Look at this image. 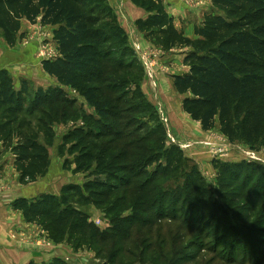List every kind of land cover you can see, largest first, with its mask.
Returning a JSON list of instances; mask_svg holds the SVG:
<instances>
[{
  "label": "trees",
  "instance_id": "1",
  "mask_svg": "<svg viewBox=\"0 0 264 264\" xmlns=\"http://www.w3.org/2000/svg\"><path fill=\"white\" fill-rule=\"evenodd\" d=\"M130 1L149 13L146 18L136 21L141 32L155 37L165 50L189 48L184 57L189 71L173 75L175 89L185 95L183 110L193 120L200 122L204 130L219 126L232 141L240 138L253 147L255 144L264 147V0H211L213 9L205 14L202 24L195 27L196 38L188 37L176 26L164 0ZM24 21L31 24L41 22L53 29L58 55L54 59H43V69L58 81L60 87L75 91L96 109L99 118L87 116L89 119L100 123V119L110 115L115 107L119 111L126 97L119 94L125 80L120 82L118 77L132 72V66L125 67V57L119 60V51L124 54L130 49L129 38L109 0H0V31L10 45L16 44ZM18 88L10 71L0 69V108H5L6 113L0 121V155L7 152L14 154V167L20 175L19 181L22 185H29L50 174L54 160L49 146L56 145L57 137L51 127L46 131V143L38 136L28 134L20 124L21 115L28 111L31 104L44 108L60 104L64 107L63 114L67 111L66 105L74 107L75 104L63 95L62 87L53 89L57 90L58 99L40 90L36 92L32 103L27 101L28 87L25 82ZM137 108L134 105L133 111H137ZM134 119L119 120L118 124L127 127ZM139 126L142 127V124ZM134 132L125 134L118 131V135H115L110 130L74 129L65 136V140L71 142L70 151L75 154L74 160L66 159L64 166L74 174L95 177L84 183H68L62 187L60 194L49 190L33 197L21 196L15 199L14 209L22 212L27 222L40 223L56 243L76 234L79 235L77 239L83 243L112 248L113 242L117 240L115 225L101 229L90 220V212L86 208L92 205L103 206L106 197L115 188L105 179L113 173V164L116 166V163H122L129 155L132 156L131 159L135 161H130L131 164L123 171L132 172V176L138 177L144 171L143 166L166 155L167 164H160L154 170V173L159 172L162 177H166L177 170L175 165L179 166L183 156L177 146L166 149L164 145L156 147L148 155L130 154L128 151H132L131 145H137L144 152L149 151L151 148L145 143L155 131L126 143L124 136L128 138ZM104 136L113 138L103 141ZM91 140L96 142L92 143ZM97 141L99 147L96 146ZM138 166H141L140 169H135ZM223 168L224 173L228 174L246 172L242 180L245 188L252 177L258 174L259 183H253L252 187L263 190L264 183L261 182L264 167L255 163H239L225 165ZM153 179L150 177L144 184H139L135 192L142 193ZM132 180L128 183L129 193L119 198L113 210L123 208L125 204L122 202L129 200L126 195L132 193ZM203 181L199 171L193 168L183 185L175 189L155 187L147 199L144 194L135 198L132 213L135 218L138 219L139 211L149 212L152 207L158 210L155 219L161 224L156 235L163 240L164 245L160 240L157 241L158 247L154 250L156 259H162L166 253L179 254L183 251L173 245L170 247L176 241L172 235L183 233V229L189 231V236L193 237L192 242L202 239L204 235L209 236L205 231L207 223L203 220L212 202L208 199L202 201L201 197L206 193ZM195 193L201 197L192 205L193 214L186 215V204L192 202ZM180 203L185 204V208L180 207ZM230 210L225 209L224 205V208L214 210L211 213L213 218L207 221H213L219 211L220 217L226 220L223 223L219 221L218 229L225 227L221 232L225 236L235 234V226H238L236 222H230ZM195 212L201 213L202 222L194 218ZM127 219L113 218L112 221L125 224ZM176 222L180 223L173 234V226L170 228V225ZM148 223L149 226L155 224L152 219H148ZM151 229L147 228L144 240H149ZM219 244L220 240L216 238L210 247L215 259L246 264L241 258L232 255L231 251L220 249ZM202 245L205 244H199ZM145 246L146 252L149 246ZM163 248L167 249L166 253H163ZM113 255V252L104 250L102 260L115 264ZM168 260V264L180 263ZM258 262L264 264L263 250Z\"/></svg>",
  "mask_w": 264,
  "mask_h": 264
},
{
  "label": "rangeland",
  "instance_id": "2",
  "mask_svg": "<svg viewBox=\"0 0 264 264\" xmlns=\"http://www.w3.org/2000/svg\"><path fill=\"white\" fill-rule=\"evenodd\" d=\"M175 1L178 4H175ZM109 2L118 14L119 21L129 38V51L124 54L119 51L118 54L119 60L125 57L123 63L125 67L132 66V72L118 77L120 82L125 80L124 85L119 89L121 90L119 94L126 97L125 102L120 104L119 111L115 107L110 115L100 119V123L87 117L98 119L99 115L96 109L86 101L81 102L85 100L84 97L71 93L69 88L63 86H61L63 95L67 99L73 100L75 104L74 107L71 104L66 105L65 114H63L64 107L60 104L46 108L31 104L28 111L21 115L20 124L25 132L38 136L45 143L47 128H53L54 135L57 137L56 145L49 146L54 160L53 166L47 177L24 186L17 184L14 170V172H4L0 166V197L9 193L13 195V188L15 189L17 185L20 187L19 193L21 194L23 190L40 185L46 180H50L49 186L54 190H59L57 194H60L62 187L68 183L74 181L84 183L95 177L94 175L85 177L82 173L74 174L72 170H67L64 166L65 160H74L75 155L71 153V142H67L65 136L76 128H83L85 131L91 128L101 132L110 130L115 135H118V131H123L125 134L135 131L128 138L124 136L126 143L129 140L150 135L155 131L145 143L149 149L151 148L149 151L144 152L137 145H131L132 151L128 152L146 155L150 151L149 154L154 152V149L160 145H164L166 149L177 146L182 152V160L179 166L175 165L177 170L166 177H162L159 172L154 173L157 166L167 164L166 155H161L157 161L143 166L144 171L138 177L132 176V172L123 171L128 164H131L130 161H135L131 159L132 156L129 155L127 159L121 161L122 163H116V166L113 164V173L104 177L111 183V187L115 188L106 197L103 206L92 205L86 208L90 212V220L101 229L105 230L115 225L117 240L113 242V246L111 245L112 248L102 244L83 243L77 239L79 235L76 234L68 236L61 243H56L40 223H29L26 219L22 220L21 218L18 219V222L21 225L24 223L23 226L16 223L14 229L7 235L9 244L36 251L43 259L37 263L31 262L35 264H102L104 250L113 252V263L115 264H168V259L177 260L180 262L179 264H237L235 261L215 259L210 247L217 238L220 240V249L231 251L232 255L241 258L246 264H262L258 261L262 250L264 251V184H262L263 190L252 187L253 183H259L257 174L252 177L245 188L242 180L245 179L246 172L241 174V172L235 171L228 174L224 173L223 167L239 163H255L257 166L264 167V147L259 144H255L253 147L240 138L232 141L220 130L219 126L211 130H204L200 122L193 120L183 110L182 102L185 95L180 94L173 83V75L189 71V66L184 61L189 48L163 49L155 37L145 35L136 24L129 26L131 18L126 15L130 13L127 0H109ZM164 2L168 7L169 2L173 3L171 12L182 15V18L189 23L204 19L205 14L213 9L211 0H164ZM184 25L186 26V23ZM52 33L53 29L50 26H44L41 22L31 24L25 21L17 36L16 44L10 45L0 31V69L5 68L10 71L17 88L22 87L25 82L28 87L26 98L30 103L33 102L37 91L42 90L48 95H52L54 99H58V92L53 89H62L58 81L47 74L42 66L43 59H54L58 55ZM134 105L138 106L137 111H133ZM117 113L122 116H118ZM5 114V108H0V121ZM129 118L135 119L127 127L118 124L119 120ZM140 123L142 127L139 126ZM109 138H113V136L102 137L103 141L109 140ZM91 141L92 143L96 142L95 140ZM97 144L96 146L99 147V142ZM139 167L141 166L135 167V169L139 170ZM193 168H196L202 175L203 188L206 193L202 194L203 197L199 193L194 194L192 202L186 204V215L192 213V205L197 201V198L201 197L202 201L211 200V209L204 220L200 219L201 213L195 212L194 214L196 215L195 219L207 223L205 231L209 236L205 237L204 235L202 239L192 242L193 237L189 236V231L183 229V233L172 235L176 241L170 245V247L173 245L176 248H181L183 251L179 254H167V249L163 248L162 251L166 255L162 259H156L154 250L158 247L157 243L160 242L164 245L163 240L157 238L156 235V231L160 227L159 224H161L155 219L158 210L152 207L149 212L141 213L139 211L137 219L132 215L134 212L133 202L140 194L146 195L147 199L155 187L157 189H175L179 185H183ZM150 177L155 180L153 179L154 181L148 184L147 189L142 193L135 192L134 189L140 187ZM131 179H133L130 187L132 193L126 195L129 200L122 202L125 204L123 208L113 210L112 207L119 198L126 192L129 193L127 190ZM263 180L264 177L261 183H264ZM43 193H46V190H42L40 194ZM7 197L10 199L11 196ZM178 205L185 208L183 203ZM224 205L225 209L232 210L229 213L230 222H236L238 225L235 226V234L231 233L229 236L221 234L225 227L218 229L219 221L221 220L223 223L226 220L220 217L219 211L215 214L213 221L207 222L212 217L211 213L221 207L224 208ZM74 206L76 205L74 204ZM113 218H128L130 220H125V224H119L114 223ZM148 219L154 220L155 224L149 226ZM178 223L180 222L170 225V228L173 226V234L179 227ZM0 226L4 227L1 222ZM224 226H226L225 223ZM151 227L149 240H144L147 228ZM199 244L205 245L199 246ZM145 245L150 248L146 252ZM48 254H52L49 261Z\"/></svg>",
  "mask_w": 264,
  "mask_h": 264
},
{
  "label": "crops",
  "instance_id": "3",
  "mask_svg": "<svg viewBox=\"0 0 264 264\" xmlns=\"http://www.w3.org/2000/svg\"><path fill=\"white\" fill-rule=\"evenodd\" d=\"M126 3L129 4V6H130V8H129L130 13L126 14L131 18L129 26L130 25L135 26L136 21L138 19L146 18L149 15V13L146 10L135 5L130 0H127ZM169 4L170 5L168 7L165 3L168 12L175 19L176 26L178 28L182 29L188 37L196 38L195 27L197 25L202 24L201 22H203L202 20H204V19L196 21V22L194 21L191 23L186 22L185 19L182 18L183 17L182 15L173 14L171 12V6H173L172 5L173 3L169 2ZM175 4H178V2L175 1ZM174 6H176V5H174ZM193 14H195V13H193ZM184 23H186V26L184 25ZM125 27H126V25H125ZM138 33L139 32L137 31V34ZM52 35H53V33H52ZM53 43H55L54 40H53ZM70 92L75 93L72 91H70ZM79 101H81V100H79ZM81 102H85V100H82ZM1 151H2V144L0 143V152ZM14 161H15V156L11 152L3 153L2 155H0L1 169H4V172L5 171L10 172V171L14 170L15 174H16L15 175L16 180L18 181L17 184H21V183H19L20 182L19 181L20 175L14 167ZM41 183L42 184H40V185L31 186L27 190H23V193H21V194L19 193L20 187H19V185H17L15 189L13 188V191H12L13 195L9 193L6 196L0 197V222L4 226V227L0 226V264H28L31 262L37 263L38 261L43 259V258H41V256H39L37 254L36 251L29 250L28 248H24V247L13 246L12 244H9V242L7 240V235L11 232L12 229H14L13 227L15 226V224L18 223L19 225H21L18 222V219L19 218H21L22 220L25 219L22 212L16 211L14 209L13 203H14L15 199H17L21 196H27V197L36 196V195H39L42 190H46V192H48L49 190H52L54 193L59 192V190H54L52 187L49 186L50 180H48V181L46 180L45 182H41ZM17 187H19V188H17ZM15 194H16V196L14 197ZM8 195L11 196L10 199H8V197H7ZM17 214H19V216H17ZM18 224H17V226H19ZM23 224L21 226H23ZM7 231H9V232H7ZM51 257H52V254H48V256H47L48 261Z\"/></svg>",
  "mask_w": 264,
  "mask_h": 264
},
{
  "label": "water",
  "instance_id": "4",
  "mask_svg": "<svg viewBox=\"0 0 264 264\" xmlns=\"http://www.w3.org/2000/svg\"><path fill=\"white\" fill-rule=\"evenodd\" d=\"M102 264H110L109 262H103Z\"/></svg>",
  "mask_w": 264,
  "mask_h": 264
}]
</instances>
